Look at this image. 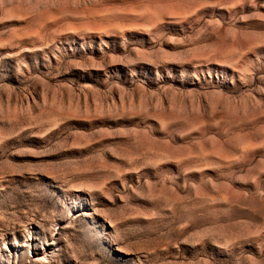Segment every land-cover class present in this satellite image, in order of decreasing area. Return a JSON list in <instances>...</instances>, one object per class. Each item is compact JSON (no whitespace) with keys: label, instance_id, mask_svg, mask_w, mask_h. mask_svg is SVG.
I'll return each mask as SVG.
<instances>
[{"label":"rangeland","instance_id":"obj_1","mask_svg":"<svg viewBox=\"0 0 264 264\" xmlns=\"http://www.w3.org/2000/svg\"><path fill=\"white\" fill-rule=\"evenodd\" d=\"M0 264H264V0H0Z\"/></svg>","mask_w":264,"mask_h":264}]
</instances>
